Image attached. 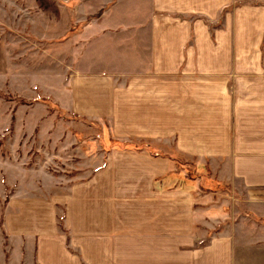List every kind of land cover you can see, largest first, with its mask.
I'll use <instances>...</instances> for the list:
<instances>
[{
    "label": "crops",
    "instance_id": "1",
    "mask_svg": "<svg viewBox=\"0 0 264 264\" xmlns=\"http://www.w3.org/2000/svg\"><path fill=\"white\" fill-rule=\"evenodd\" d=\"M236 1L86 23L58 103L130 147L88 158L54 201L27 199L37 264H236L239 237L264 230V0Z\"/></svg>",
    "mask_w": 264,
    "mask_h": 264
},
{
    "label": "rangeland",
    "instance_id": "2",
    "mask_svg": "<svg viewBox=\"0 0 264 264\" xmlns=\"http://www.w3.org/2000/svg\"><path fill=\"white\" fill-rule=\"evenodd\" d=\"M134 3L143 19L150 0H0V264H37L33 243L26 242L27 199L54 201L64 185L89 175L88 158L98 159L96 153L112 145L130 147L106 146L107 121L70 114L58 100L72 57L83 48L77 35L86 23L102 14L100 23L111 27L136 22L137 11L123 8ZM234 189L228 187V195L242 198ZM262 241L257 227L239 237L236 264H264Z\"/></svg>",
    "mask_w": 264,
    "mask_h": 264
},
{
    "label": "trees",
    "instance_id": "3",
    "mask_svg": "<svg viewBox=\"0 0 264 264\" xmlns=\"http://www.w3.org/2000/svg\"><path fill=\"white\" fill-rule=\"evenodd\" d=\"M173 157H175V155H172Z\"/></svg>",
    "mask_w": 264,
    "mask_h": 264
}]
</instances>
